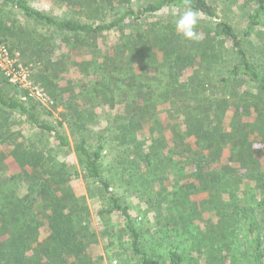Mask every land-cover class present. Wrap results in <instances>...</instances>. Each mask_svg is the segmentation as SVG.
Returning a JSON list of instances; mask_svg holds the SVG:
<instances>
[{
	"label": "trees",
	"instance_id": "trees-1",
	"mask_svg": "<svg viewBox=\"0 0 264 264\" xmlns=\"http://www.w3.org/2000/svg\"><path fill=\"white\" fill-rule=\"evenodd\" d=\"M53 1L70 14L0 0V14L10 6L34 24L0 16V39L16 38L53 108L68 105L60 116L74 122L80 142L72 146L41 121L28 91L10 86L0 69V264H97L87 243L96 236L87 196L71 185L78 170L57 166L17 130L54 133L58 147L76 153L82 178L108 192L104 147H88L92 99L61 88L72 67L100 75L104 90L90 95L113 114L120 180L142 196L158 228L191 240L166 257L150 255L129 209L110 197L108 212L126 218L136 264H264V0ZM188 8L200 14L199 41L175 31ZM114 31L121 38L109 42ZM240 230L243 259L235 253Z\"/></svg>",
	"mask_w": 264,
	"mask_h": 264
},
{
	"label": "rangeland",
	"instance_id": "rangeland-1",
	"mask_svg": "<svg viewBox=\"0 0 264 264\" xmlns=\"http://www.w3.org/2000/svg\"><path fill=\"white\" fill-rule=\"evenodd\" d=\"M28 2L35 8L46 10L58 16L70 14L68 12L69 9L63 5H58L53 0H28ZM171 12L175 15L179 14L177 9H172ZM3 13L0 16L5 23L7 21H16L17 24L28 28L34 27V24L15 8L10 6L5 7ZM37 29L41 34H50V32L48 33L42 27H37ZM120 35L118 31H114L109 38V42L120 39ZM16 41V38L0 39V69L8 80V84L16 87L18 90L28 91L29 95L26 98L33 101L32 103L36 107L38 118L41 121L58 126V130L70 139L72 146L77 145L80 142L77 127L73 126V121L69 123L60 116V113L66 111L68 105L65 107V105L60 104L56 109L53 108L55 103L50 102L48 92L35 82L36 64H26L19 51L21 46ZM71 43L67 41L63 44L71 47ZM4 49H6V52ZM69 55V53H66V57H70ZM67 63L68 65L71 64L69 61ZM99 76V73L82 75L72 67L68 73L64 74L62 77L64 79H61L60 82L61 88L64 91L70 89L80 91V93L82 91L83 95L92 99L90 104L86 105L88 110H91L93 115H95L93 122L87 123L90 129H92L88 147L92 151H95L100 144L104 147L101 168L103 179L111 184L108 192L104 190L101 184L82 178V169L76 153L73 150H65L58 147L54 133L42 138L25 125L18 126L17 130L23 132V138L27 141V145L34 144L36 147L44 150L48 157L52 155L53 163L57 166L68 164L78 170L79 176L73 180L71 185L79 195L87 196L91 212L90 227L96 235L94 238L88 239L87 243L97 264H136L139 261L132 250L131 234L125 226L126 218L121 213L108 212V210L113 208L110 197L117 198L122 208L129 209L133 224L142 236L141 245L150 255L154 253L166 257L169 251H180L188 248L191 243L189 237L181 236L179 233L177 234L172 231L165 233L166 228H158L154 223L153 214L145 212L147 205L142 196L132 192V188H129L120 180V174L116 169V158L122 153V148L118 146V140L114 138L117 132H115L113 114L108 107H98L99 100L96 95H90L94 89L97 91L104 90L98 82ZM70 79L74 80L72 86H69ZM92 105L97 106L93 108ZM60 122H62V127L59 126ZM238 232V246L235 253L243 259L241 253L246 249L244 245L247 241L246 232L243 230ZM252 262L253 259L250 258V264H253Z\"/></svg>",
	"mask_w": 264,
	"mask_h": 264
},
{
	"label": "clouds",
	"instance_id": "clouds-1",
	"mask_svg": "<svg viewBox=\"0 0 264 264\" xmlns=\"http://www.w3.org/2000/svg\"><path fill=\"white\" fill-rule=\"evenodd\" d=\"M199 16L200 14L191 8H188L179 14L174 21V27L177 34L188 41H199L201 39V36L197 31Z\"/></svg>",
	"mask_w": 264,
	"mask_h": 264
},
{
	"label": "built area",
	"instance_id": "built-area-1",
	"mask_svg": "<svg viewBox=\"0 0 264 264\" xmlns=\"http://www.w3.org/2000/svg\"><path fill=\"white\" fill-rule=\"evenodd\" d=\"M4 51L6 52V49H4ZM1 66V65H0Z\"/></svg>",
	"mask_w": 264,
	"mask_h": 264
}]
</instances>
